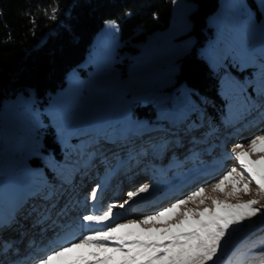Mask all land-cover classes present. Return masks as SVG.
<instances>
[{"label": "rangeland", "instance_id": "obj_1", "mask_svg": "<svg viewBox=\"0 0 264 264\" xmlns=\"http://www.w3.org/2000/svg\"><path fill=\"white\" fill-rule=\"evenodd\" d=\"M262 5L264 0H218L217 9L206 17V26L212 29L213 36L199 48L198 55L207 62L213 72L220 75L219 97L215 99L219 98L224 102V112L218 117L223 121V128L230 123L236 127V130H231L233 135L229 136L228 145L225 146L223 142L220 144L218 140L210 138L209 140L216 144L219 143V151L215 147L214 151L204 152L205 155L202 158L182 164L178 170L165 176L162 171L155 170L154 173L149 169V179L144 184H150L151 191L136 198L128 205L129 208L127 205L122 209L117 207L114 210V222L141 219L150 212L152 214L169 206L176 199L186 196L188 194L186 192L193 191L192 188L196 187V184L191 187H184V185L195 179L202 183L199 187H206L210 193V185L217 182L231 167H238V165L234 158L231 159L229 156L228 163L222 167L220 174L216 177L206 181L207 178H200L201 174L211 168L210 164H214L211 174L216 172L221 166H216L218 162L215 160L219 156L222 157L221 153L228 154L226 151L233 149L232 144L243 143L247 148L253 136L264 133V116H261V111L264 110V7ZM194 10L195 5L188 0H173L169 25L165 29L153 32L145 41L136 44L134 52L123 48L124 45L117 35L118 30L109 27L111 20H107L93 37L85 61L68 73L62 88L47 94L46 102H37L34 90L28 88L25 91H19L2 103L0 108V218L11 217L9 210L12 203L11 197L14 194L22 196L39 189L43 192L46 190V184H41L46 179L43 171L45 165L57 174L64 170L62 164L43 151V134L48 126L56 130L71 129L69 135L86 132L99 125L104 127L126 125L120 131L128 129L135 131L132 124L127 125L129 114L138 105L148 103L153 105L156 116L167 115V117L170 116L169 118H179L189 111L198 112V100L195 101L185 85L176 86L175 77L178 72L177 60L188 53L194 43L191 36H186L191 28L189 15ZM253 104L255 107H252ZM247 109H250L248 113L245 112ZM212 111H215V108H212ZM252 111L255 112V117H251L247 123L245 117ZM199 119L203 122L202 127H211L207 121L208 116L202 113ZM168 121L169 119H166L164 122L168 125ZM180 126L178 125V128ZM219 132L221 133L222 129ZM162 135L153 134L152 137L156 139ZM131 145L132 143L126 146L128 151ZM159 150L161 148L154 145L148 155H155ZM177 150L184 152L181 147ZM109 152L110 150L105 154ZM74 155L75 153H72V156ZM261 155L264 153H253L251 158L259 159ZM169 157L158 158L157 164L163 165L164 160ZM33 158H36L39 163L36 165L30 163ZM64 158L63 165H69L70 160L66 154ZM128 161L129 159L126 158L124 162L119 160L106 163L102 172L99 175L96 173L97 180L85 183L93 185L91 188L97 184L101 185L97 201L93 203L88 199L91 188L83 194L79 193V200L76 198L67 210L64 217L65 224L59 227H48L46 232L56 230V233L59 232L61 235L71 232L73 234L71 239H79L88 232L79 224L84 214L100 213L112 204L123 203L127 198V191L126 193H124L125 190L121 191L118 198L111 202H108L109 197L106 196V192L118 180L122 181L126 178H132L133 182L142 180L136 168L126 169L122 173L121 167ZM220 161L222 162L223 158ZM144 163L145 160L142 162L143 166ZM205 164L208 165L207 168L202 167ZM227 164L231 165L227 166ZM83 171L74 177L78 181L76 187L85 180ZM73 181L71 187L66 185L57 197L52 198L59 201L58 206L66 196L69 197L68 199L71 198L69 193L66 194L67 190L75 186ZM128 213L131 214L127 216ZM18 216L16 214V218ZM257 219L253 222H245L243 229L234 238L235 245L240 235H244L250 224L257 222ZM13 225L19 226L17 221H13L11 227ZM20 226L22 230L33 227L28 222ZM106 226L93 224L89 228L96 230ZM20 236L21 233L17 230L8 233L11 243H20ZM56 239V237L51 238L53 242H56ZM36 241L37 246L38 240ZM62 243H57L55 247L58 248ZM37 248L35 247L33 252L38 251ZM29 253H32V249Z\"/></svg>", "mask_w": 264, "mask_h": 264}, {"label": "trees", "instance_id": "obj_2", "mask_svg": "<svg viewBox=\"0 0 264 264\" xmlns=\"http://www.w3.org/2000/svg\"><path fill=\"white\" fill-rule=\"evenodd\" d=\"M172 1L0 0V108L5 100L28 88L34 90L37 102H46L47 94L62 88L68 73L85 61L93 37L107 20L116 22L117 35L123 48L136 51V44L169 25ZM188 1L195 5V10L189 15L191 28L186 36H191L194 43L190 51L177 60L178 72L175 77L176 86L185 85L195 101L198 100V112L189 111L179 118L156 116L153 105L148 103L138 105L129 114L127 125L132 124L135 131H120L126 125H99L92 130L69 135L71 129L56 130L48 126L43 134V151L62 164L64 170L57 174L45 165L43 171L46 179L41 183L47 186L44 192L39 189L11 197L12 207L19 215L21 224L29 222L37 214L41 215L46 208L53 213V199L66 185L72 184L78 173L84 170L88 178L96 180V173L102 171L106 163L120 160V151L127 150L126 146L130 143L137 163L146 159L151 166L161 168L165 173L177 170L187 158L193 160L200 156L192 151L187 152L182 159H170L167 164L158 167L154 158L147 155L144 157L151 146L163 147L159 152L163 159L168 154L178 156L181 152L176 151L178 147L182 150L193 147V141L197 142V138L209 141L210 149L217 146L216 142L209 139L214 132L219 134V130L224 129L223 121L218 117L224 112V102L215 99L219 97L220 75L213 72L198 55V50L213 36L212 29L206 26V17L217 9L218 0ZM53 7L58 9L55 20L49 18ZM202 113L208 116L210 128L202 127L203 122L199 119ZM252 113L254 116L255 112ZM166 119H169L168 125L164 122ZM178 125L181 126L178 128ZM231 133L233 135V131ZM153 134L163 135L153 139ZM222 138L227 142L229 135L223 134ZM109 150V154H105ZM141 150L144 155L139 153ZM72 153L75 155L72 156ZM65 154L70 160L69 165H63ZM30 163L36 165L39 161L33 158ZM68 193L74 196L73 200L78 198L72 189ZM17 226L4 229L1 233L3 239L11 231H20L21 226ZM258 237H264V219L261 218L250 224L244 235H240L237 245ZM253 252L260 257L264 249L256 248Z\"/></svg>", "mask_w": 264, "mask_h": 264}, {"label": "snow or ice", "instance_id": "obj_3", "mask_svg": "<svg viewBox=\"0 0 264 264\" xmlns=\"http://www.w3.org/2000/svg\"><path fill=\"white\" fill-rule=\"evenodd\" d=\"M57 11L53 7L49 18L55 20ZM109 27L118 30L115 21H110ZM253 153H264V133L253 136L247 148L243 143L235 145L231 157L238 167H231L211 184L210 193L200 186L141 219L114 222L117 207L122 209L151 191L150 184H142L128 191L123 203L112 204L100 213L89 212L79 220L81 227H106L68 239L63 246L36 258L34 264H264V252L260 257L253 252L264 249V237L233 243L245 222L264 219V155L252 159ZM100 191L101 185H95L88 199L95 203ZM48 211L43 210L41 221ZM13 219L0 218V231L10 227ZM11 247L6 241L0 243V255Z\"/></svg>", "mask_w": 264, "mask_h": 264}, {"label": "bare ground", "instance_id": "obj_4", "mask_svg": "<svg viewBox=\"0 0 264 264\" xmlns=\"http://www.w3.org/2000/svg\"><path fill=\"white\" fill-rule=\"evenodd\" d=\"M128 188H130V187H127L125 190L128 192V191H131L130 189H128ZM116 205H119V203H115ZM127 208H129L128 207V205H127ZM131 213H128V214H126L127 216H129ZM127 219H129V218H127ZM85 228H87L88 230H93V229H90L89 228V226H86ZM101 228H104V227H99L98 229H101ZM98 229H96V230H98ZM71 237H73V235L71 236ZM81 238V237H80ZM65 243L63 242L60 246H63ZM59 246V247H60ZM58 247V248H59ZM57 247H55L54 249H56ZM36 251V250H35ZM37 252V251H36Z\"/></svg>", "mask_w": 264, "mask_h": 264}]
</instances>
